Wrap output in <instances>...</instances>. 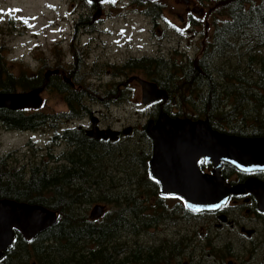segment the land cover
Here are the masks:
<instances>
[{
  "label": "flooded vegetation",
  "instance_id": "af4514ba",
  "mask_svg": "<svg viewBox=\"0 0 264 264\" xmlns=\"http://www.w3.org/2000/svg\"><path fill=\"white\" fill-rule=\"evenodd\" d=\"M190 1L195 3L197 0H186L185 14L178 15L182 23L196 21L193 12L195 7L190 4ZM85 2L86 6L83 12L77 16H75V12L72 14L71 25L73 31L69 40L64 39L65 51L56 49L57 64L44 78L45 82L55 85L56 89L53 93L66 105V110L57 113L66 112L71 109V103H74V107L79 110L78 115L80 117L75 120L61 119L57 131L50 130L52 137L49 142L38 146V148L41 151L42 158H47V151L53 143L57 146H67L70 150H73L76 148L75 145L69 144L66 139L61 138V135L64 130L78 129L84 131L90 150L95 152L101 150L97 152L99 155L107 158L117 155L120 159L126 161L121 142L135 132L134 128L131 133L125 134L123 131L126 128L119 129L109 124L105 121L104 109L108 108L111 103L119 104L126 100H133L135 97H141V101H143L142 85L132 78L138 76L147 81L155 82V80L142 73L139 68L140 59L153 58L155 60L159 58V55L132 57L123 61H119V58L115 61L101 60L93 50L100 47L102 50V47H106L104 38L114 36L113 28H108V26L112 25L114 27L117 22L114 18L120 17L119 13L109 15L107 9L105 10L106 5L119 4L122 7L123 0L97 2L85 0ZM149 13L151 12L149 11ZM161 13V16H163V7ZM12 20L11 24L14 23ZM108 22L110 24H107ZM185 29L188 30V28ZM122 34L124 36V33ZM83 38H86L85 42ZM116 39L117 42H122L121 38L116 37ZM64 41L59 40L56 43L62 46ZM162 59L166 60L165 58ZM127 64H131L130 67L126 68ZM78 66L80 67L77 70ZM167 66L170 67L169 63H167ZM195 66H198V64ZM99 69L103 71V74L98 71ZM152 71H156L155 68ZM214 71V77L218 83L216 95L220 98L219 104L213 110H206L203 113H207L216 119L229 118L237 120L230 121V123L219 122L221 127H214L208 122L211 128L228 135L264 138V108L239 106L237 93L239 83L244 88L245 85L247 87L249 84L260 82V80H254L251 74L248 75V79H237L233 64L221 70L216 68ZM104 72L107 73L105 78ZM200 73L204 75L201 67ZM222 75L225 78L228 75V78L222 79ZM85 79L86 83L89 79L91 84L86 86ZM227 83H229L228 86ZM63 84L67 85V89L62 87ZM157 85L159 86L158 83ZM46 91L51 92L43 88L42 93ZM202 93L205 94V91L203 90ZM160 101H163V99L156 102ZM177 101L178 98L175 95L169 96L168 101H166L169 102L172 113H176L172 108L177 106ZM79 102L82 104H79ZM95 103L100 105L101 109H98ZM43 104L44 100L42 106ZM41 111L46 113L43 109ZM172 117L188 118L185 116ZM156 119L153 118V120ZM197 119L206 120L204 117ZM69 122H72V124H69ZM0 126H2V123H0ZM144 128H140L139 131L149 141V148L145 150L147 167H143L142 164L139 165V172L141 173V175H138L139 180L127 178L135 184L127 187L129 191L124 192H131L140 195L142 198H144L143 196L150 198V205L142 209L146 215L138 216L136 222L125 218L124 225L129 223L132 226L101 227V262L96 264H264V168L244 170L231 162L222 161L219 170L220 177L224 181V187L230 191L226 201L215 208L191 209L182 195L164 194L159 178L152 175L150 162L154 153V143L146 128ZM110 129L119 131L115 139L103 137L104 134H107L106 131ZM41 130L49 129L42 128L38 131ZM100 130L105 131V133L100 135ZM90 131H93V134H89ZM55 134L59 135L56 141L53 140ZM95 135L100 137L98 138ZM69 149L55 154L57 162L68 161L64 153ZM90 152L92 153V151ZM137 153L143 154L141 148L136 149L134 156ZM191 159L195 168L189 169L187 175L179 174L175 176L181 180L197 181L201 176L212 177L216 175V163L212 159L199 153H194ZM143 177H146V179H142ZM138 187H142L143 192L138 191ZM148 191L150 192L148 193ZM104 207L102 216L107 218L110 209L109 206L104 205ZM74 227L75 233L73 235L77 242L94 245V239L90 238L91 226H81L80 229L84 234H79V228ZM145 233H152L153 235L148 244L142 243V240L146 241L144 240ZM130 238H134L135 244L130 245L131 242L124 241ZM14 240H17L16 245H13ZM14 240L4 251L0 263L38 264L36 257L34 258V255H32L33 250L29 246L32 239L25 237L20 241L16 239L15 234ZM90 248L93 247L90 246ZM7 255H9V258H6ZM21 256L24 259L19 260ZM91 258L92 255L88 253L83 259L88 262Z\"/></svg>",
  "mask_w": 264,
  "mask_h": 264
},
{
  "label": "trees",
  "instance_id": "16d2710c",
  "mask_svg": "<svg viewBox=\"0 0 264 264\" xmlns=\"http://www.w3.org/2000/svg\"><path fill=\"white\" fill-rule=\"evenodd\" d=\"M136 1L145 5L140 0ZM199 1L206 3L210 0ZM214 1L217 10L215 16L220 18V22L217 24V21L214 20L216 34L213 48L216 50V47L220 46L219 40L221 43L225 42L226 36L230 35L231 37L235 36L236 49L239 45H243L246 50H253L248 52L249 57L246 61H240L235 66L236 77L239 80L248 79V75L251 74L254 80H260V82L249 84L247 87L245 85L244 88L240 86V83L238 84L239 106L264 108V0ZM148 6L156 17L161 16L162 4L153 1ZM219 32L220 34H218ZM241 42L243 43L241 44ZM226 45L231 44L229 42L222 43L221 47L224 48ZM167 63L162 58L140 59L139 68L142 73L155 80L170 97L175 95L178 98L176 105L183 111L172 113L169 102H156L153 104L154 119L161 112H167L172 116H185L191 119L204 117L214 127H221L219 122L230 123V121L237 120L216 119L203 113L217 107L220 99L216 95L218 83L215 80L210 60L204 58V60L201 59V62L196 61L198 66L185 70V74L181 75V81L177 76L171 77V70ZM0 64V93L26 92L37 88L51 90L53 93L56 89L54 84L45 82L38 72L15 74L5 65V60L1 56ZM130 65L127 64L126 68ZM200 67L204 75L200 73ZM153 68L156 71H152ZM226 77L228 78V75ZM227 78L222 75V79ZM201 83H203L202 86ZM226 85L228 86L229 83ZM62 87L67 89L65 84ZM220 87L223 88L221 85ZM203 90L205 94L202 93ZM79 104L82 103L79 102ZM71 106V109L63 113H57L54 110L44 113L38 109L1 108L0 123L7 130L36 131L48 128L57 131L61 119L75 120L80 117L79 110L74 107V103H71ZM185 106L190 110H187ZM84 134V131L78 129L64 130L62 133L61 138L76 147L64 153L68 159L67 162H57L56 153L52 150L47 152V158L38 157V160L29 158L24 162H20L16 157L13 158L10 153L0 156V200L11 199L23 203L39 204L57 213L56 223L30 240L29 246L33 250L38 264L100 263L101 227L123 226L125 218L136 222L138 216L146 215L142 209L150 205V198L145 196L142 198L131 192H116L115 189H118L119 184L113 178V174L106 170L105 162L109 158L90 150ZM58 136L55 134L53 140L56 141ZM28 145L31 146L30 143ZM145 158H147L145 150H143V154L137 153L135 156L126 154L127 161L137 167L141 163L143 167H147ZM130 185V183L126 184L128 187ZM105 188L111 191L109 195L105 194ZM97 204L109 206L107 218L100 216L91 219L90 214L84 212L86 205ZM74 226L79 228V234H84L80 229L81 226H91L90 238L94 239V245L77 242L73 235L75 233ZM124 226L132 225L128 223ZM15 234L16 239L20 241L25 239L19 229L15 228ZM16 244L17 240H14L13 245ZM88 253L92 255V258L87 262L83 258ZM7 257L9 258V255Z\"/></svg>",
  "mask_w": 264,
  "mask_h": 264
},
{
  "label": "rangeland",
  "instance_id": "374dc122",
  "mask_svg": "<svg viewBox=\"0 0 264 264\" xmlns=\"http://www.w3.org/2000/svg\"><path fill=\"white\" fill-rule=\"evenodd\" d=\"M140 1L145 5L136 0H123L122 7L119 4L106 5L105 10L107 9L109 15L119 13L120 17L114 18L117 21L114 27L108 26V28H113L114 36L104 38L107 42H105L106 47H102V50L101 47L93 50L101 60L115 61L119 58V61H123L132 57L159 55V58H165L169 63L171 77L177 76L181 81V75L185 70L194 67L196 61L201 62V59L207 58L211 61V67L214 70L216 68L221 70L230 64L236 66L238 62L246 61L249 57L248 52L253 51L252 49L246 50L243 45H239L236 49L235 36L231 37L230 35H227L225 42L222 43L229 42L231 45L222 48L221 40H219L220 46H217L216 50L213 48L216 34L214 20L217 21V24L220 22V18L215 16L217 10L214 0L206 3L199 0L195 3L190 1V4L195 7L193 12L196 21L183 23L179 20L178 15L185 14L186 0ZM153 1L163 5V16L156 17L149 13L148 4ZM85 6V0H0V56L5 60L6 66L15 74L38 72L44 79L57 64L56 49L65 51L64 39L69 40L73 31L72 14L75 12L74 14L77 16L83 12ZM11 20L14 23L11 24ZM185 28H188L189 31ZM116 37L121 38L122 42H117ZM59 40L64 41L62 46L56 43ZM85 40L86 38H83L84 42ZM190 64L192 66H189ZM98 71L103 74L101 69ZM104 74V78L107 77V73L104 72ZM84 83L86 86L91 84L89 79L87 83L85 79ZM93 87L95 86L93 85ZM41 97L44 104L38 110L59 112L67 109L65 103L54 93L46 91L41 93ZM96 107L101 109L100 105ZM185 108L190 110L187 106ZM153 109V104L144 105L141 97H135L133 100H126L119 104L111 103L108 108L104 109V118L109 124L119 129L134 128L135 132L121 142L125 151L124 155L135 154L136 149L140 148L142 153L143 150H148L149 141L139 129L146 127L148 122L154 118ZM172 109L178 113L182 111L179 106ZM51 137L50 130L17 131L7 130L0 126V156L10 153L20 162L29 158L38 160L41 157L38 146L49 142ZM29 143L31 146L28 145ZM49 148L54 153H61L69 149L67 146H57L54 143ZM112 156H109L110 158L106 160L105 164L106 170L113 174V178L119 184L118 189L115 190L116 192L129 191L126 184L130 183L132 186L131 182L133 181H129L127 178L139 180L138 175H141L139 167L133 166L127 160L120 159L117 155ZM142 179H146V177ZM138 191L143 192L142 187H138ZM109 193L111 191L105 188V194L109 195ZM94 206L86 205L84 212L90 214ZM144 235L146 241L142 240V243L148 244L153 235L152 233ZM124 241L131 242L130 245L135 244L134 238ZM21 259H24L23 256L19 258V260Z\"/></svg>",
  "mask_w": 264,
  "mask_h": 264
},
{
  "label": "water",
  "instance_id": "95a60500",
  "mask_svg": "<svg viewBox=\"0 0 264 264\" xmlns=\"http://www.w3.org/2000/svg\"><path fill=\"white\" fill-rule=\"evenodd\" d=\"M103 1V0H93ZM142 85V103L152 104L160 99L168 101V93L160 89L156 82L141 77H133ZM43 88L26 92L0 93V109L11 110L39 109L42 106ZM99 130V128H98ZM126 128L125 134L131 133ZM148 135L154 143V153L150 162L151 173L159 178L163 193L179 194L191 209L202 210L219 206L226 201L230 191L224 187L220 177L222 161H228L244 170L264 168V138H247L219 133L211 128L207 120L172 117L161 112L156 120L146 126ZM100 135L105 131H99ZM104 138L115 139L119 131L107 130ZM89 134H93L90 131ZM100 137L99 135H95ZM199 153L216 163V175L201 176L199 180H181L175 175H187L195 168L192 155ZM104 206L95 205L90 218L103 214ZM57 221V213L39 204H29L11 199L0 200V258L12 244L19 229L27 238H33Z\"/></svg>",
  "mask_w": 264,
  "mask_h": 264
}]
</instances>
